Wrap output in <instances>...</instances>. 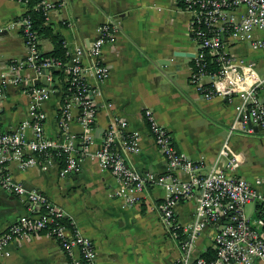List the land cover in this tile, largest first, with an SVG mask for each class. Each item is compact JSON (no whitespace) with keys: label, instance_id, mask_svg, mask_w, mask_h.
Returning a JSON list of instances; mask_svg holds the SVG:
<instances>
[{"label":"crops","instance_id":"obj_1","mask_svg":"<svg viewBox=\"0 0 264 264\" xmlns=\"http://www.w3.org/2000/svg\"><path fill=\"white\" fill-rule=\"evenodd\" d=\"M26 0H0V67L27 55V47L19 24L25 13ZM53 5L47 12V24L64 39L69 50L87 47L96 37V27L107 20L118 26L117 41L106 43L102 57L110 67L104 81L89 77L99 88L95 96L97 118L92 127L90 150L101 147L105 130L117 121H126L125 130L118 128L116 142L123 146L124 134L137 131L141 149L126 153L131 166L141 172L167 173V161L159 150L144 112L150 108L157 120L174 137L177 148L192 160L204 159L211 164L227 144L229 156L238 158L236 173L251 181L264 175V128L250 124L252 130L230 132L236 117L239 97L205 98L189 82L194 66L197 43L190 34V14L179 0H47ZM255 38L264 39V30H255ZM54 42L40 38L42 53L51 51ZM230 51L255 63L257 74L264 78V51L254 50L249 42L230 46ZM90 63L89 56L84 58ZM25 75L29 84L9 85L0 103V125L4 130L15 129L29 119L31 96L26 89L45 85L43 77L32 68ZM53 74V72H52ZM59 79L53 78L49 87L56 92L42 103L45 112V131L51 139H63L59 129V110L65 91ZM264 101V84L260 88ZM73 115L69 132L79 144L78 168L61 177L57 166L44 170L35 165L20 167L13 161L9 169L14 179L28 188L36 189L65 210L80 232L91 238L98 251L97 264H175L181 255L179 241L165 227L162 204L168 190L152 185L138 194V201L126 205L115 193L120 184L114 173L102 169L98 162L87 157L82 137L84 127L78 120L79 109ZM34 131L27 130L33 137ZM227 159V157H225ZM224 162V161H223ZM224 167V163L221 164ZM175 174L189 176L182 170ZM199 193L182 201L177 208V220L187 225L194 219ZM31 214L29 202L0 186V234L11 224ZM211 229L200 237L196 253L211 249ZM11 254L0 258L4 264H73L80 257L78 249L70 254L58 239L40 233L32 238L14 241ZM209 253V252H208ZM207 253V254H208ZM254 264H264L258 260Z\"/></svg>","mask_w":264,"mask_h":264},{"label":"built area","instance_id":"obj_2","mask_svg":"<svg viewBox=\"0 0 264 264\" xmlns=\"http://www.w3.org/2000/svg\"><path fill=\"white\" fill-rule=\"evenodd\" d=\"M179 1L190 14V34L198 48L193 57L190 84L207 99L216 96L231 100L240 98L230 132L252 130V127L248 128V120L263 129L264 101L260 98V88L264 78L257 74L253 61L229 48L233 44L249 42L254 50L264 51V39L253 36L255 30H264V0ZM43 3L49 8L55 5L47 0ZM17 24L22 29L27 55L0 67V103L9 85L24 87L29 84L24 72L27 68L34 69L42 77L44 69L48 68L50 73L46 77L49 85H33L26 89L31 96L29 119L10 131L0 125V186L26 199L31 212L0 234V258L10 256V245L14 241L45 233L58 239L68 253L79 250L80 257L73 264H97L98 251L94 241L83 235L71 219L70 226L63 221L66 215L62 207L38 190L15 180L9 169L11 162L18 161L22 168L39 165L49 170L57 166L61 177L76 170L78 138L69 132L74 106L79 109L78 120L85 130L82 141L87 157L97 161L102 169L114 173L120 184L115 194L123 198L126 205L136 203L138 194L148 186L161 185L168 190L162 204V220L179 241L181 255L175 264H254L258 260L264 263V175L254 181L238 175L235 171L240 162L235 156H229L227 141L211 164L204 159L192 160L177 148L171 131L148 108L144 118L167 161V173L141 172L129 164L126 153L140 151V134L137 131L124 134L123 146L119 147L117 129L127 128L124 120H115L105 130L101 147L90 150L91 130L98 112L95 96L99 94V88L89 77L104 81L110 75V67L102 53L106 43L117 41L119 26L115 21L100 23L94 40L87 47L69 50L66 61L55 57L42 61L39 34L33 29L30 16L11 22L12 27ZM86 56L90 57V63L84 61ZM54 77L61 81L65 91V100L59 110L63 139H51L47 135L46 115L41 108L42 103L56 92L54 87H49ZM28 129L34 131L33 137L27 135ZM176 170L186 172L189 177H179ZM197 192L199 200L194 219L181 225L177 220L178 205ZM206 229H211L210 256L196 253L197 243Z\"/></svg>","mask_w":264,"mask_h":264},{"label":"trees","instance_id":"obj_3","mask_svg":"<svg viewBox=\"0 0 264 264\" xmlns=\"http://www.w3.org/2000/svg\"><path fill=\"white\" fill-rule=\"evenodd\" d=\"M25 2L27 9L23 16H30L33 29L37 31L39 38L49 37L54 42V48L49 52L42 53L41 60L43 61L44 59L55 57L66 61L69 58V48L65 45L64 39L54 33L53 26L47 24V12L50 8L43 3V0H26ZM58 4L59 3H55V5ZM54 73L60 74L59 71H54ZM63 221L69 226L71 225L69 217L65 216ZM181 233V230H179L180 236ZM181 238L182 236L180 239ZM208 252H205L203 255L210 256L212 252Z\"/></svg>","mask_w":264,"mask_h":264},{"label":"water","instance_id":"obj_4","mask_svg":"<svg viewBox=\"0 0 264 264\" xmlns=\"http://www.w3.org/2000/svg\"><path fill=\"white\" fill-rule=\"evenodd\" d=\"M43 73H44V75H43V83L45 85H49V82L46 80L47 75L50 73L49 69L48 68L44 69ZM250 124H252L251 121H250Z\"/></svg>","mask_w":264,"mask_h":264},{"label":"rangeland","instance_id":"obj_5","mask_svg":"<svg viewBox=\"0 0 264 264\" xmlns=\"http://www.w3.org/2000/svg\"><path fill=\"white\" fill-rule=\"evenodd\" d=\"M250 208H251L250 205H248V206H247L248 211H250Z\"/></svg>","mask_w":264,"mask_h":264}]
</instances>
